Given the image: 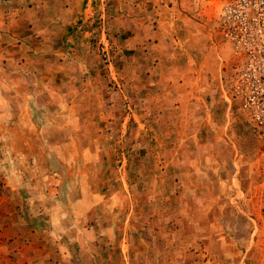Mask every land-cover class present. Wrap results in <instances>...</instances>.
<instances>
[{
  "label": "rangeland",
  "instance_id": "rangeland-1",
  "mask_svg": "<svg viewBox=\"0 0 264 264\" xmlns=\"http://www.w3.org/2000/svg\"><path fill=\"white\" fill-rule=\"evenodd\" d=\"M217 10L0 0V264H264V50Z\"/></svg>",
  "mask_w": 264,
  "mask_h": 264
},
{
  "label": "built area",
  "instance_id": "built-area-1",
  "mask_svg": "<svg viewBox=\"0 0 264 264\" xmlns=\"http://www.w3.org/2000/svg\"><path fill=\"white\" fill-rule=\"evenodd\" d=\"M223 36L239 50H264V0H216Z\"/></svg>",
  "mask_w": 264,
  "mask_h": 264
},
{
  "label": "crops",
  "instance_id": "crops-1",
  "mask_svg": "<svg viewBox=\"0 0 264 264\" xmlns=\"http://www.w3.org/2000/svg\"><path fill=\"white\" fill-rule=\"evenodd\" d=\"M169 9H171V8H169ZM172 18L177 19L178 17L176 15H173L172 13L169 14V20H167V22H166L167 25L169 26V45H165L164 46L165 47L164 48L165 52H169V64H170V61H171L170 60L171 59V56H172L171 54H174V52H177V51H179L181 49L180 47H177V45L179 46L178 43L182 42L181 45H183L184 47L185 46L188 47V49L186 51L188 54H190L192 52L197 53V60H194V61H191V62L193 64L196 63L197 64V68L200 69L201 68V65H202V60L200 59V57L198 56V54H200L202 52H201V50L199 48H194L192 46V42H191L192 31H191V28L188 30V28L189 27H192V26L189 25L190 23L186 25V27H187L186 32H188L187 36H185L186 35V33H185L184 34V37H182V39H180V38L178 39V37H175V39L173 40V39H171V37H172L171 30H172V27H174L173 26L174 25V21H173ZM16 37H17V35H15V38ZM16 40H17V42H19V43H16V45L20 47L21 46V41L18 40V38L17 39H14V41H16ZM171 40L174 43L173 45L171 44ZM185 40L188 41V44H185ZM191 62H189V63H191ZM154 68L155 67H152V65L150 66V70H148V72H149L148 73V76L150 75L149 78L150 77L152 78V75L154 74L152 71H153ZM44 79H45L44 77H41V78L37 79L38 85L45 84V80ZM36 96L37 97L33 98L32 101H34V100L35 101H38V102L41 101V99H42L41 98V95L40 94H37ZM57 96L58 95H56V96L49 95V96H47L48 98L47 97L45 98V96H43V97H44L45 100L51 101V103L54 104V100H56V97ZM49 99H51V100H49ZM36 106L37 107L34 108V109L31 108L30 111H31V121H32V125H34L37 128H41V129H43V128L44 129L50 128V129H53V128L57 127V125H58V122H59L58 121V118L63 117V119L61 120V122L64 121V125H65L66 124L65 121L67 120V118H70L71 117L70 116V113L71 112L68 111V110H67V112L65 111V112L62 113V112H60L59 110H57V109H55L53 107L47 109V108H45V107H43L42 105H39V104H37ZM21 113H23V112L21 111ZM22 117L24 118V113L22 114ZM39 117H41L43 120H38ZM48 117H50L49 120H48ZM36 119H37V121H36ZM17 126L20 129L21 124H19V120L18 121H15L14 125H11V128H15ZM59 126H60V124H59Z\"/></svg>",
  "mask_w": 264,
  "mask_h": 264
}]
</instances>
